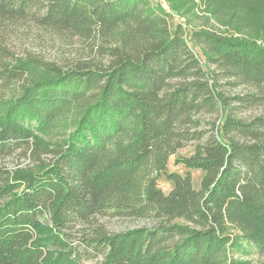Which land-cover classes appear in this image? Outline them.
<instances>
[{
    "label": "trees",
    "instance_id": "obj_1",
    "mask_svg": "<svg viewBox=\"0 0 264 264\" xmlns=\"http://www.w3.org/2000/svg\"><path fill=\"white\" fill-rule=\"evenodd\" d=\"M163 1L0 0V264L264 258V0H199L236 34L189 39L172 13L194 0ZM21 21L107 42L106 60L16 56L5 34ZM103 216L151 225L110 232Z\"/></svg>",
    "mask_w": 264,
    "mask_h": 264
},
{
    "label": "rangeland",
    "instance_id": "obj_2",
    "mask_svg": "<svg viewBox=\"0 0 264 264\" xmlns=\"http://www.w3.org/2000/svg\"><path fill=\"white\" fill-rule=\"evenodd\" d=\"M186 1V0H182ZM155 4H163V0H153ZM166 6V5H165ZM169 12V10L167 9ZM210 9L207 8L199 0H194V4L184 3L183 7H180L178 13H172L173 23H177L178 20L182 22L185 27L187 39H189L190 29L192 30H207L216 32L224 36H230L236 34L230 28V25L225 22H220L214 16L210 14ZM189 28V29H188ZM6 47L14 53L16 56L24 53H31L32 55L38 56L46 61H52L61 65H70L76 60H87L96 56L97 59L105 61V57H101L99 54L100 44L108 45L107 42L96 39V42L85 41L76 37L69 38L67 36L55 35L49 29H44L39 26H35L29 22H14L10 24L6 34ZM114 45L111 40V46ZM196 52L200 54V51L196 49ZM243 90V86H236L231 88L228 93H239ZM261 110L260 107H253L243 113V116H252ZM42 141L48 143L50 146L54 141L58 140L57 137L50 136H39ZM194 153V143H188L176 152V156L188 157ZM49 155H45V159L49 158ZM6 167L14 169L18 166H25L29 164L28 158H22L13 156L5 160ZM169 170H177L181 173L185 172L184 166H175L170 159L168 164ZM192 176L193 186L198 189L200 187V181L204 175V172L200 169H190ZM159 186L167 191L170 188V184L165 182L163 179L159 181ZM105 228L110 232H117L125 230L127 228L137 226H150L151 222L148 219H124L117 217L103 216L99 219ZM229 260L227 263L236 261L233 264H261L264 260L263 257L257 256L254 253H228Z\"/></svg>",
    "mask_w": 264,
    "mask_h": 264
}]
</instances>
